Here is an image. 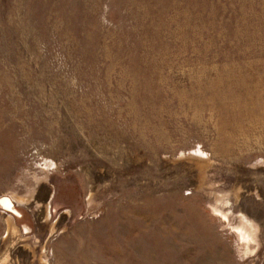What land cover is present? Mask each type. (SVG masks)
Returning a JSON list of instances; mask_svg holds the SVG:
<instances>
[{
    "label": "rangeland",
    "instance_id": "374dc122",
    "mask_svg": "<svg viewBox=\"0 0 264 264\" xmlns=\"http://www.w3.org/2000/svg\"><path fill=\"white\" fill-rule=\"evenodd\" d=\"M2 199L0 264H264V0H0Z\"/></svg>",
    "mask_w": 264,
    "mask_h": 264
},
{
    "label": "bare ground",
    "instance_id": "6f19581e",
    "mask_svg": "<svg viewBox=\"0 0 264 264\" xmlns=\"http://www.w3.org/2000/svg\"><path fill=\"white\" fill-rule=\"evenodd\" d=\"M0 204H2L4 208L11 210V202L10 201H8L6 199H2V200H0ZM237 230H238V235H239L240 239L245 241L249 238L248 233L242 227H238Z\"/></svg>",
    "mask_w": 264,
    "mask_h": 264
}]
</instances>
